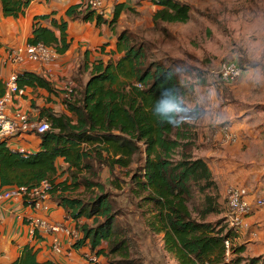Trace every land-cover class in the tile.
<instances>
[{
    "label": "trees",
    "instance_id": "trees-1",
    "mask_svg": "<svg viewBox=\"0 0 264 264\" xmlns=\"http://www.w3.org/2000/svg\"><path fill=\"white\" fill-rule=\"evenodd\" d=\"M33 1L0 0V6L6 17L17 19ZM147 1L158 8L152 17L155 26L191 19L187 2ZM126 10L134 11L125 3H116L106 18L87 4L69 8L66 17L105 24L115 33ZM34 20L28 44H43L58 55L69 50L68 21L58 20L54 12ZM127 34L124 31L118 36L116 53L121 57L96 60L89 67L86 85L75 88L70 100L64 99L67 113L42 110L39 118L47 119L51 129L39 135V151L25 154L9 149L7 141L0 144V185L35 186L48 181L54 186L52 200L57 207L75 222L87 219L79 225L81 237L73 244L74 250L89 249V254L100 260L113 255L121 258L119 264H136L118 224L122 216L118 201L97 180L93 162L106 165L112 176L120 168L129 177L126 185L131 204L152 233L163 234L164 248L178 264H262L260 257L246 255V246L235 242L238 235L229 227L227 217L217 219L224 212L221 191L208 161L191 152L194 126L179 118L184 109L183 74L171 59L146 66L144 48L133 45ZM240 68L243 74L249 70L243 64ZM17 82L21 89L59 93L49 80L34 72L20 71ZM5 92V82L0 79V98ZM138 155L144 156L143 161L130 173ZM122 183L119 177L112 180L117 190L123 189ZM81 186L99 193L94 192L88 201L70 195ZM104 242L108 250L102 247ZM62 258L65 260L67 253ZM9 264L63 263L54 259L41 262L38 250L26 245Z\"/></svg>",
    "mask_w": 264,
    "mask_h": 264
},
{
    "label": "rangeland",
    "instance_id": "rangeland-1",
    "mask_svg": "<svg viewBox=\"0 0 264 264\" xmlns=\"http://www.w3.org/2000/svg\"><path fill=\"white\" fill-rule=\"evenodd\" d=\"M182 1L191 6V19L187 23L155 26L152 10L139 2L135 4L134 11L121 19L118 27L124 28L122 31L128 33L133 45L144 48L146 66L155 61H175L180 75L183 74L180 77L184 92L182 98L187 105L181 110L183 116L193 121L195 115L192 108L195 104H203V112L206 107L209 114L221 113L218 127L229 126L238 135L237 143L220 147L216 153L210 149V161L213 160V173L219 189L238 184L248 188L252 200L264 198V0ZM230 61L247 67L249 70L244 75L249 74L248 77L232 84L222 82L221 70ZM208 94H216L218 98L206 100L210 97ZM222 94L224 96L219 99ZM63 101V98L55 101L59 104L57 111L66 109ZM218 106L221 111H218ZM192 133L195 135V132ZM195 148L196 144L191 148L192 153ZM143 158L142 155L135 158L130 173L142 163ZM93 164L98 173L97 180L115 196L122 211L118 224L129 241L130 259L136 264H178L165 250L163 234L152 233L140 211L131 204L126 185L129 177L124 171L117 168L112 176L106 165L99 162ZM85 174L88 177L89 173ZM116 177L123 182L122 190H117L112 184ZM217 179L223 183L222 188ZM94 192L99 193L97 189L87 191L81 186L70 195L88 201L95 196ZM221 194L224 212L217 219L227 215L226 190ZM254 214L253 232L258 238H253L256 239L253 245L260 246L259 256L263 261L264 207L256 209ZM79 221L82 224L87 219ZM48 239L50 242L51 237ZM102 247L108 250L109 245L104 242ZM85 252L81 254L84 258L87 255ZM120 261L119 256L109 255L101 258L99 264H119Z\"/></svg>",
    "mask_w": 264,
    "mask_h": 264
},
{
    "label": "crops",
    "instance_id": "crops-1",
    "mask_svg": "<svg viewBox=\"0 0 264 264\" xmlns=\"http://www.w3.org/2000/svg\"><path fill=\"white\" fill-rule=\"evenodd\" d=\"M89 1L90 0H34L27 8L25 14L17 19L6 17L0 6L1 46H21L27 44V40L32 36L33 25L35 23L34 18L53 12L56 13L58 20L65 19L68 21L67 34L68 40L71 43L69 50L65 54L57 55L56 59L48 65L27 61L18 67V72L26 70L42 75L52 83L53 87L59 93H50L40 88H27L24 95L14 96L9 106V114L11 116L22 112L28 114L32 119L38 120L40 119L38 117H40L43 109L60 112L56 110V107L59 106L57 102L59 98L64 99L65 86L68 83H72L74 88H82L89 80V67H91L96 60L103 59L107 62L111 57L114 60H118L121 57V54L116 53V44L119 34L124 32L122 31L124 28H119L118 25H120L121 19L125 17L127 13L132 12V10H126L122 14L115 33L105 24L97 25L95 22H85L81 19L66 17V12L69 8L82 5L85 6ZM103 2L106 6V18H110V13L116 3H125L128 9H134L135 4L141 2L144 7H150L152 14L158 9L147 0H103ZM79 11H81V8L78 9V12ZM57 34L59 35L58 32ZM104 45L107 46L104 47ZM11 73L12 68L5 65L4 61L1 60L0 79L5 82ZM244 74L240 79L247 78L249 75ZM215 95L216 94H211L206 100L211 101L217 99L218 96ZM223 96L222 94L219 99ZM202 99H204V97ZM56 100L57 102H55ZM182 103L183 108H187L186 103L184 101ZM202 105L203 104H195L192 108L195 115L193 121L183 116L181 111L179 112V117L184 122L194 126L192 131L196 134V139L194 140L196 148L193 154L198 158L207 160L213 171V160L210 161L212 158L211 150L216 153V151H219L220 147L227 146L229 143H224L219 137V130L221 127H218V122L221 113L211 112L209 114L205 110L206 107H204L203 112ZM217 109L221 111L220 106H218ZM64 112L67 113V110L62 109V113ZM6 145L13 151L19 152V150L25 149L27 153H35L41 148V139L39 135L28 133L8 139ZM60 164L66 169V165L62 160H60ZM218 182L222 188L223 183L220 182V180H218ZM15 186L16 185H0V191H8ZM225 190H227V186L225 188L223 187L220 191L225 192ZM52 203V207L47 215L53 221L63 220L66 215L65 211L57 207L53 200ZM254 212H256V209L253 213ZM253 213L247 218L248 229L239 235L235 239V242L246 246V255L260 257V246L253 245V240L256 239H253L255 237H251V233L255 230L253 229L252 222L256 219V214L253 215ZM28 215H30L29 208H27L21 200H0V263L9 264L15 261L20 256L22 249L26 245H30L38 250V259L41 262L54 259L64 264L69 259L72 260L74 264H87L86 259L81 255L84 250L78 252L71 247L69 248L66 239L63 240V244L66 246L65 253L68 255L67 258L64 260L62 256H55L51 252L49 239L42 234L32 233L30 225L25 220ZM66 223L72 225L71 221ZM262 264H264V260Z\"/></svg>",
    "mask_w": 264,
    "mask_h": 264
},
{
    "label": "built area",
    "instance_id": "built-area-1",
    "mask_svg": "<svg viewBox=\"0 0 264 264\" xmlns=\"http://www.w3.org/2000/svg\"><path fill=\"white\" fill-rule=\"evenodd\" d=\"M92 9H95L99 15L106 14V6L103 0H90L88 3ZM57 53L53 48L46 47L43 44H24L21 46L0 45V61L12 68V73L5 81L6 92L0 98V144L3 140L17 137L19 134L33 133L35 135L43 134L51 129V124L47 119H32L26 113H16L11 116L7 111L8 104L12 103L14 96H22L25 89L18 86V67L29 61L48 65L56 59ZM243 70L240 66L231 61L223 67L222 80L225 83L232 84L240 79ZM140 88L143 86L139 85ZM74 91L72 83L65 86L64 99H71ZM219 137L224 143H237L238 135L231 130L229 126H222L219 130ZM21 153H27L25 149L19 150ZM54 186L48 181H43L35 186H15L8 191H0V200H21L29 213L25 220L31 227L33 234L39 233L50 239L51 252L55 256H63L65 245L63 240L66 239L69 248L73 246L77 239L81 237L79 225L81 221H74L69 215L61 221H53L47 213L52 207V193ZM227 196V222L235 233L239 236L248 229L247 218L252 215L253 211L264 207V198L252 200V196L247 187L243 185H231L226 190ZM72 222V225L66 222ZM253 237L256 233L252 232ZM226 247L230 248V241L226 242ZM229 253V252H228ZM68 256V255H67ZM87 264H99L100 259L96 255L87 254L85 256ZM66 264H74L72 260H67Z\"/></svg>",
    "mask_w": 264,
    "mask_h": 264
}]
</instances>
